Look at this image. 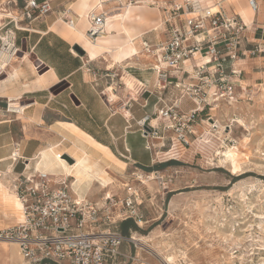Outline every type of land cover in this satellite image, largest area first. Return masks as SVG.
<instances>
[{"label": "rangeland", "instance_id": "rangeland-1", "mask_svg": "<svg viewBox=\"0 0 264 264\" xmlns=\"http://www.w3.org/2000/svg\"><path fill=\"white\" fill-rule=\"evenodd\" d=\"M128 1L111 0L113 5ZM257 1L260 11L258 14L252 12L251 21L259 20L264 10V0ZM107 18H112V15H107ZM7 20L0 19V28ZM22 58L21 49L11 66ZM112 63V60L101 62L90 70L109 109L104 107V118L83 121L88 128L97 130L121 150V153H116L117 158L123 161H116L119 167L125 168V162L131 164L123 173L109 176L105 189L94 183L93 186L98 187L94 190V197L97 200L109 193L116 200L122 199L126 195L125 182L143 197L142 204L138 206L142 222L127 219L120 223L118 230L124 240L119 247L120 255L113 264H264V59L246 61L242 77L245 92L237 95L238 100L233 104H219L206 110L211 120L209 123L199 121L197 135L189 145L166 137L146 139L143 136L139 119L152 111L156 102L155 94L149 95L144 88L146 84L148 87L153 84L155 74L137 66V69H125L129 71L127 74L121 65ZM10 67L0 78V157L10 149L9 157L0 160V229L17 224L21 218V209L15 213L6 204L7 193L17 198L13 186L16 177L20 173H34L38 151L50 147L58 153L65 150L63 142L60 150L53 148L55 130H63L60 123L51 126L54 120H36L38 123L25 120L23 105L29 102L8 98L12 87L24 90L23 82L17 76L8 78L14 72ZM37 71L42 74L45 70L37 65ZM146 74L152 77L150 84L140 78ZM126 80L131 82V87H127ZM68 86V81L62 80L48 91L66 95ZM107 86H111L115 94L112 100L109 91H104ZM118 91L120 93L116 95ZM70 97L73 99V92ZM73 101L79 103L76 97ZM194 106L188 97L181 102L184 112ZM46 114L51 118L54 112ZM102 122L108 123L104 131L99 127ZM200 137L207 139L206 143L196 140ZM127 143L133 149L134 157L123 151ZM36 144L40 146L35 154L27 156ZM174 144L173 155H168ZM230 147L238 152L240 168L237 170H233L224 156ZM73 152L68 150L65 154L73 160L68 154ZM41 167L48 174H61L58 167ZM133 170L142 175L158 170L168 174L169 178L163 185L155 178L143 176L141 183L130 175ZM72 180L68 178V181ZM0 264L28 263L14 242H0Z\"/></svg>", "mask_w": 264, "mask_h": 264}, {"label": "built area", "instance_id": "built-area-1", "mask_svg": "<svg viewBox=\"0 0 264 264\" xmlns=\"http://www.w3.org/2000/svg\"><path fill=\"white\" fill-rule=\"evenodd\" d=\"M137 2L129 0L120 5L125 7ZM226 2H152L161 13L164 37L153 41L142 38L140 49L133 56L136 61L144 58L146 69L155 74L152 87L146 84L144 88L149 95L155 94L154 109L138 122L141 133L143 126L149 128L146 139L166 137L189 145L197 135L199 121L209 123L211 120L206 110L219 104H233L238 100L237 95L245 92L242 77L246 61L264 59V10L259 20L247 24L240 15L224 12ZM246 2L253 12L259 13L257 0ZM103 5L87 14L89 27L84 37L92 43L104 34L107 11ZM0 7L5 13L0 19H8L0 28L2 78L20 54L16 31L24 30L19 25L21 21L43 16L51 6L47 0L41 3L23 0L22 5H18L17 0H3ZM59 18L69 28L74 27L75 18L68 8L62 10ZM185 97L195 104L186 112L181 110ZM146 145L149 146L148 141ZM63 155L60 152L58 156ZM33 171V174L20 173L16 177L13 186L21 202V218L17 224L0 229V241L14 242L28 264L116 262L124 240L118 230L120 223L127 219L136 223L143 220L138 208L143 202L142 194L125 182L126 195L122 199L116 200L105 193L98 200H91L77 196L72 189L73 180L68 181L70 176L48 174L36 166ZM130 175L141 183L145 176L163 185L169 178L158 170L146 175L133 170Z\"/></svg>", "mask_w": 264, "mask_h": 264}, {"label": "crops", "instance_id": "crops-1", "mask_svg": "<svg viewBox=\"0 0 264 264\" xmlns=\"http://www.w3.org/2000/svg\"><path fill=\"white\" fill-rule=\"evenodd\" d=\"M2 1L0 0V5ZM37 1L41 3L45 0ZM47 1L51 6L49 12L29 21H21L19 25L24 30L16 31L17 44L22 49L23 58L22 61L10 65L11 70H15L16 73L12 71L8 78L17 76L19 81L23 82L24 90L12 87L9 90L8 98L29 102L23 105L22 114L23 119L32 123H38L36 120H54L50 123L51 126L55 123L73 125V127L62 126V132L55 130L54 149L60 150V145L63 142L65 150L60 152L81 150L90 161H95L96 164L98 163L97 166L106 170L108 177L114 174L119 175L131 162H125V168L119 167L116 163H123V161L117 158L116 153H121V150L116 148L112 141L109 142L108 138L100 135L97 130L88 128L89 126L83 121L104 118V107L109 109L101 93L98 92L97 84L94 83V77L90 70L98 63L111 62V60L114 62L113 65H121L124 70L137 69L136 66L146 68L147 63L144 58H139L136 61L133 56L140 49L142 38L153 41L164 37L165 27L161 26V13L148 0H142L125 7L120 3L113 5L111 0H105L103 7L107 11V15H112V18L107 19L104 25V34L95 40V43L100 47L90 48L91 56L84 45L85 38L80 34L86 33L89 27L87 14L97 5L92 6L91 0L84 2L82 0ZM17 2L18 5H22L23 0H17ZM64 8H68L70 15L75 18L72 29L59 18ZM244 8H249L246 0H227L223 6L227 15H240L239 11ZM0 12H2L1 7ZM250 22L252 21L250 20ZM74 45L83 49L84 54L75 51ZM117 51L121 53L120 61L114 60ZM37 65L45 70L42 74L37 71ZM125 72L129 73L126 70ZM135 78L141 81L138 77ZM140 78L149 84L152 81V77H149L148 74ZM62 80H67L69 83V92L66 95L60 96V93L55 95L48 91L51 86ZM1 82L2 80H0ZM152 85L151 83L149 87ZM71 92L74 94L73 99L70 97ZM119 93L118 91L116 95ZM75 97L79 103H74ZM49 111L54 112L51 118H48L46 114ZM105 125L108 123L102 122L99 127L104 131ZM111 134L114 136V133ZM38 146L40 145L36 144L35 149L30 150L26 155H34ZM126 146L127 148H124L123 151L129 154V157H134L135 154L131 146L128 143ZM174 146L175 144L168 151V155H173ZM25 151L26 145L22 152ZM9 152L10 149L3 152V157H0V160L9 157ZM95 181H98L97 178L92 176L89 182H85L81 187H76L73 184L72 189L79 197L96 200L94 190L98 187L93 186L94 183H97Z\"/></svg>", "mask_w": 264, "mask_h": 264}, {"label": "bare ground", "instance_id": "bare-ground-1", "mask_svg": "<svg viewBox=\"0 0 264 264\" xmlns=\"http://www.w3.org/2000/svg\"><path fill=\"white\" fill-rule=\"evenodd\" d=\"M82 1L84 2L86 0H82ZM91 1H92L91 2L92 6H94V5L99 6V5H103L104 3H102V2H104L105 0H103V1L102 0H91ZM252 12L253 11H251L249 8H244L241 11H239L240 15L242 16V18L244 19V21L247 24L250 23V20L252 19L251 18V14H253ZM1 15L2 14L0 13V16ZM107 19H106V22H107ZM108 20H110V19H108ZM80 35L83 36V38H85L83 33L80 34ZM84 45L87 48V50H89V53H91L90 48H95L96 49V48H99L100 47L99 44L92 43L89 40H87L86 38L84 39ZM95 49H92V50L94 51ZM95 51H97V50H95ZM117 52L118 53L115 55L114 60L115 61H117V60L120 61L121 53H120V51H117ZM137 52L138 51H136L135 54ZM91 56H92V53H91ZM112 64H114V62ZM14 73H16L15 70H14ZM154 79H155V77H154ZM121 81H123V79ZM126 84H127V87H131L132 86L131 85V82L128 81V80H126ZM108 91H109V94H110L109 95L110 96V99L112 100L115 97V94L111 91V87L108 88ZM17 108H18V106H17ZM60 124L62 126L73 127V125L66 124V123H60ZM205 134H210L211 135V133H205ZM196 140H198V141H205V142L207 141L203 137L197 138ZM233 145H232V147H233ZM38 152H39V156H38V160H37V162L35 164V166H36L37 169H43V170H45L41 166H45V167H58L59 170L61 171V174L62 175H68V176H70L73 179V184H75L76 187L77 186H80L81 187L82 185H84L85 182L86 183H87V181L89 182V180L92 178V176H94V177L97 178L98 181H95V182H97L104 189L109 184V181L110 180H109V178L107 176L106 170H104L103 168H100L99 166H97L98 163L96 164L95 161H90L88 159L87 155L84 152H82L81 150L76 149V150H74L73 154H69L73 158V160H74V161H72V163L68 162L63 157H59L58 156L59 153L58 152H54L53 149H52V147H50L48 149L40 150ZM224 156L226 158V162L227 163H231V166L233 167V170H237V169L240 168V164L238 162V152H237V149H233V148L231 149V147H230L228 150H226L224 152ZM220 158L221 157H219L218 159H220ZM220 161H222V160H220ZM0 185H1V182H0ZM7 198H8V201H7L6 204L9 206V208H11L15 213H19V209H21V202L19 200H17L18 198H16L13 194H10V193H7ZM141 240H143V239H141ZM0 242L1 243H6L3 240H1ZM140 243H142V242H140ZM3 248H4V250L6 249L5 247H3Z\"/></svg>", "mask_w": 264, "mask_h": 264}, {"label": "water", "instance_id": "water-1", "mask_svg": "<svg viewBox=\"0 0 264 264\" xmlns=\"http://www.w3.org/2000/svg\"><path fill=\"white\" fill-rule=\"evenodd\" d=\"M74 50L77 51L79 54H84V50L81 49L78 45H74L73 46ZM149 132V128L145 125L143 126V136H146L147 133ZM63 158H65L68 162L72 163V159L67 155V154H64L63 155Z\"/></svg>", "mask_w": 264, "mask_h": 264}, {"label": "trees", "instance_id": "trees-1", "mask_svg": "<svg viewBox=\"0 0 264 264\" xmlns=\"http://www.w3.org/2000/svg\"><path fill=\"white\" fill-rule=\"evenodd\" d=\"M125 224V223H124ZM124 224H122V225H124ZM133 229L134 230H138V228L136 227V226H133Z\"/></svg>", "mask_w": 264, "mask_h": 264}]
</instances>
